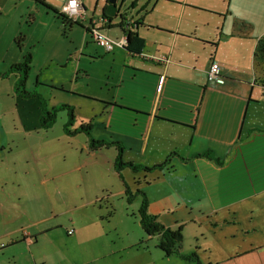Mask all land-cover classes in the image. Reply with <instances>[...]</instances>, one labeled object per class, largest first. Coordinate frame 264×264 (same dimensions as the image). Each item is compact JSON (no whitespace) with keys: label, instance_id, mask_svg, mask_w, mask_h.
Instances as JSON below:
<instances>
[{"label":"crops","instance_id":"0c3cea01","mask_svg":"<svg viewBox=\"0 0 264 264\" xmlns=\"http://www.w3.org/2000/svg\"><path fill=\"white\" fill-rule=\"evenodd\" d=\"M44 1L61 10L68 0ZM80 2L86 19L79 21L85 29L91 23L113 38L106 29L119 26L122 38L126 25H131L144 39L142 51L130 52L126 45L107 52L97 44L102 50L92 58L105 64L100 88L80 91L76 85L81 72L86 73L80 58L84 49L78 52L73 43L74 27L65 28L62 18L38 0H0V72L30 52L33 62L26 87L33 85L31 91L39 93L48 108L63 105L49 102L57 93L52 90L85 96L95 106L90 121L81 125L91 123L94 138L119 142L125 162L162 165L138 171L147 174L146 180L152 175L148 184L155 186L136 190L145 191L149 211L167 227H193L198 250L210 252L207 261L199 255L202 264H264V0H131L124 13L119 7L121 20L113 18L107 24V0L99 17L88 12L89 3L96 9L100 0ZM42 9L56 18L45 21V32L36 39L34 23ZM60 35L72 41L61 47L62 59H56L53 48L41 58L43 51L37 46L44 40L58 43ZM213 60L220 63L223 84L208 80ZM18 79L17 72L0 75V169L9 151L21 144L28 147L34 134L53 128L41 126V100L21 96ZM85 137L83 150L113 162L115 168L118 146L92 150ZM18 165L8 164L13 169ZM5 181L0 174V183ZM121 188L117 194L126 195V187ZM184 204L196 214L185 226V219L172 212ZM25 232L0 243V253L15 249L20 241L38 244V236ZM71 235L77 237L75 229ZM158 244L137 246L138 252L127 256L120 246L110 249L107 244L60 257L7 255V262L0 264H163Z\"/></svg>","mask_w":264,"mask_h":264},{"label":"rangeland","instance_id":"374dc122","mask_svg":"<svg viewBox=\"0 0 264 264\" xmlns=\"http://www.w3.org/2000/svg\"><path fill=\"white\" fill-rule=\"evenodd\" d=\"M103 1L100 0L96 9L94 8L96 1L89 3V16L102 15ZM122 2L124 0H118L117 5L122 7L124 13L131 6V0H125L124 5ZM45 10L48 12L47 9ZM37 16L33 29L36 39L43 36L47 27L45 21L56 18L44 15V9L38 10ZM114 19L121 20L120 12L118 16H114ZM73 27L75 34L73 43L79 47L78 52L84 49L82 52L84 56L80 58L82 67L86 71L79 75L76 88L80 91H86L88 88L99 89L105 64L101 59L92 56H96L97 51L102 49L89 36L84 28L85 24L76 23ZM106 30L113 38L121 36L119 26ZM71 42L64 35H60L58 43L44 40L37 48L43 51L40 54L41 58L53 48L54 53L58 52L56 59L60 60L63 55L59 52L61 47L67 48ZM73 81L77 82L75 78ZM30 87L33 88V85ZM32 88L28 89L32 90ZM52 91L57 93H53L54 101L49 100V102H53L54 105L69 104L75 108V127L79 128L84 121H90L94 112V102L87 100L85 96L72 95L60 90ZM68 118L67 110L59 111L51 131L34 134L32 140L27 142L28 147L25 148L24 144H21L19 149L7 153L3 168L0 169V174L7 178V181L0 183V243L6 244L10 239L16 240L25 231L38 236L39 242L32 245L28 240L20 241L15 244V249L12 247L4 249L0 253V260L3 262H7V255L18 257L28 254H37V256L45 254L49 257L76 255L94 244H107L110 249L120 246L122 255L127 256L129 253L138 252L137 246H152L158 241L157 237L151 240L139 221L138 209L142 204L143 196L137 195L132 202H128L126 195L117 194L119 189H122L121 187L125 189V186L113 162L108 164L99 155H92L83 150L86 144L85 133L74 137L68 136L63 131L64 123ZM14 161L19 163L18 167L9 168L8 164L12 165ZM17 169L18 172L15 173ZM27 170L29 175H26ZM122 174L126 182L129 181L133 193L138 186L144 189L155 186L154 183L148 184L151 182L150 179L154 180L152 175L146 180L147 174L135 173L130 169H125V173L122 171ZM135 181L139 185L135 184ZM175 210L178 213L176 217L185 219V222L180 220L181 223L184 222L183 226L187 219L196 216L191 206L185 204L175 206L172 212L174 213ZM163 216L166 219L170 217L165 214ZM73 222L76 223L75 226H72ZM48 228L50 229L46 230ZM191 228L193 227L187 226L185 231H182L184 235L182 253H191L197 248ZM68 229H75L77 237L69 234ZM142 242L144 243L141 244ZM161 251L163 264H187V262L200 264L201 261V258L199 262L188 259L187 261L177 254L167 257L164 251ZM196 251L203 260H208L206 255L210 254L209 251H199L198 248Z\"/></svg>","mask_w":264,"mask_h":264},{"label":"trees","instance_id":"16d2710c","mask_svg":"<svg viewBox=\"0 0 264 264\" xmlns=\"http://www.w3.org/2000/svg\"><path fill=\"white\" fill-rule=\"evenodd\" d=\"M40 3L46 7L48 10L53 11L56 15H59L60 18H62L63 23L65 25V28L72 27L74 24H81L79 20H73L69 16H67L64 12H62L60 9L55 8L45 2L44 0H38ZM109 0H107L108 2ZM124 16V14H123ZM105 19H107L106 24L113 20V16H108L106 12L104 13ZM122 25V22L121 24ZM124 25V23H123ZM86 31H88V28L86 27ZM126 36H127V46L126 48L133 53H140L144 46V39L139 35L138 32L133 30L131 25H126L125 27ZM23 36L18 37V42L21 44ZM32 62H33V56L30 52H27L24 59L20 62L15 63L11 66L9 70L6 72H0L1 76H6L8 74L17 72L19 73V79L16 85V91L20 93L21 96L30 98V97H38L41 100L42 103V114H41V126L45 129L51 128L57 119L58 112L61 110H67L68 111V121L65 124V132L68 135H76L80 132H85L89 138H90V148L92 150H98L101 147L105 145H112L116 144L118 146V156L116 158L115 162V168L116 171L120 174V176L124 179L122 171L129 167L133 171L138 172L140 170H146V171H152L156 168L162 167V165L154 166V167H148V166H141L138 164H135L133 162H125L123 160V147L119 144V142H110L106 140L96 139L91 134L92 124H82L79 128H76L74 130L71 129L72 125L74 124L76 120V114H75V108L72 105L69 104H63L58 107L48 108L46 101L43 99V97L37 93L29 90L27 86V82L29 80L30 71L32 69ZM208 155V154H206ZM125 182V181H124ZM126 187V196L128 198L129 202H132V200L137 195H142L143 200L142 204L139 208V221L147 233L148 236H158V247L161 248L165 255L167 257L171 255H178L183 259H188L191 261L199 262V254L197 251H192L191 253H182L181 249L183 246L184 241V235H183V229L182 227H179L177 229H172L171 227H167L159 218L158 215L153 214L149 211V199L147 194L144 190L138 189L133 193L131 191V188L127 183H125ZM187 260V261H188ZM200 264L201 261H200Z\"/></svg>","mask_w":264,"mask_h":264},{"label":"built area","instance_id":"2783aa9c","mask_svg":"<svg viewBox=\"0 0 264 264\" xmlns=\"http://www.w3.org/2000/svg\"><path fill=\"white\" fill-rule=\"evenodd\" d=\"M61 11L64 12L67 16L73 20H82L83 22L86 19L85 11H83L80 0H68L64 6H62ZM107 21V19H106ZM89 36L94 40L100 47L105 51L111 52L117 47H123L127 44V36L124 35L120 39H114L105 34L100 28L91 23L87 25ZM208 80L213 83L223 84L225 82V77L222 73V68L220 63L216 60H213L210 64V67L207 72ZM69 234L74 233V229H70ZM25 234L29 235L26 231Z\"/></svg>","mask_w":264,"mask_h":264},{"label":"water","instance_id":"95a60500","mask_svg":"<svg viewBox=\"0 0 264 264\" xmlns=\"http://www.w3.org/2000/svg\"><path fill=\"white\" fill-rule=\"evenodd\" d=\"M118 0H109L106 8V14L108 16H117L119 14V7L117 5Z\"/></svg>","mask_w":264,"mask_h":264}]
</instances>
